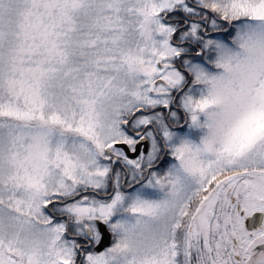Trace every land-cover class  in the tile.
<instances>
[{"label": "snow or ice", "instance_id": "obj_1", "mask_svg": "<svg viewBox=\"0 0 264 264\" xmlns=\"http://www.w3.org/2000/svg\"><path fill=\"white\" fill-rule=\"evenodd\" d=\"M0 264H264V0H0Z\"/></svg>", "mask_w": 264, "mask_h": 264}]
</instances>
